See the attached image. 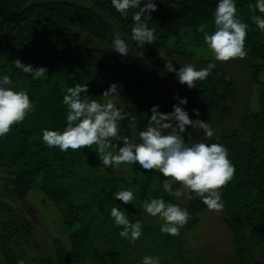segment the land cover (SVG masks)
Wrapping results in <instances>:
<instances>
[{"label":"trees","instance_id":"obj_1","mask_svg":"<svg viewBox=\"0 0 264 264\" xmlns=\"http://www.w3.org/2000/svg\"><path fill=\"white\" fill-rule=\"evenodd\" d=\"M152 2L157 10L151 19H142L155 29L156 39L153 44L139 45L131 39L132 16L138 9L122 16L111 0H0V77L9 75L10 87L26 90L35 106L23 122L0 137V264H22L28 253L23 245L32 247L31 237L39 230L49 236L54 257L52 262L40 259L41 264H140L137 255L145 240L157 244L160 253L155 257L160 264H170V260L189 264L184 258L188 252L185 235L199 224L201 215L211 212L199 197L194 193L191 200L170 196L163 190L168 178L138 164L104 168L96 145L62 152L43 143V129L66 127L63 95L77 83L88 85L90 98L100 102L110 84H122L120 95L110 99L136 116L138 130L146 127L153 106L169 113L179 103L177 95L187 98L183 107L190 119L209 123L214 136L208 139L202 129L189 126L185 139L190 132L192 142L223 145L235 168L231 181L220 190L235 262L264 264V32L250 19L248 5L255 0H235L238 17L249 25L247 56L236 60L249 68L258 110L245 107L239 127L221 135H215L216 131L234 119L239 104V92L226 71L215 67L192 89L167 88L161 78L177 77L166 70L165 63L171 59L177 70L182 64L157 52L191 60L195 58L192 47L207 48L198 26L206 24V32L214 31L218 0ZM255 14L264 15L258 10ZM117 32L129 45L126 57L112 49ZM16 59L48 71L34 80L15 67ZM199 61L210 63L215 58ZM193 109H199V117ZM128 125L127 119L119 122L122 135H132ZM112 142L123 146L122 141ZM179 187L173 183L174 190ZM122 188L133 191L132 203L114 199ZM31 196L42 197L43 205ZM151 198H163L188 210V223L179 235L163 234L149 222L155 217L144 211L142 202ZM43 207L60 218L59 234L53 232ZM112 207L126 211L133 223L141 222L142 235L134 244L120 237L122 229L111 218Z\"/></svg>","mask_w":264,"mask_h":264},{"label":"clouds","instance_id":"obj_2","mask_svg":"<svg viewBox=\"0 0 264 264\" xmlns=\"http://www.w3.org/2000/svg\"><path fill=\"white\" fill-rule=\"evenodd\" d=\"M112 7L122 16L127 17L128 10L138 9L133 16L134 26L131 28V39L139 45L153 44L155 29H150L142 17L151 19V13L157 10L156 3L148 0H111ZM143 5V6H142ZM252 15L251 22L261 32H264V0H255L248 5ZM214 31L206 32L207 25L198 26L203 33V40L214 55L216 61L228 62L234 59H244L247 56L245 40L249 25L238 17L235 0H218L214 11ZM112 49L121 56H128L129 45L117 32L112 41ZM16 68L24 73L31 74L32 79L44 77L48 69L36 68L31 64L25 65L20 59L13 61ZM214 63L197 69L192 63L182 65L177 70L169 59L165 63L168 72L175 73L181 85L189 89L195 88L198 81L205 80L215 69ZM9 75L0 77V137L8 134L13 125L19 124L34 111L35 106L26 90H14ZM123 85L112 83L103 92V102L91 99L88 95V85L75 84L69 87L63 95V104L67 107L66 127L62 131L42 130V141L49 148H59L62 152L69 149L78 151L81 148L97 146L96 152L104 168H119L122 164L139 165L148 171H157L163 177V190L177 199L193 196L199 197L209 211L223 210L220 190L233 178L235 168L228 158L227 149L219 143L192 142L191 133L187 128L202 129L208 139L214 136V130L209 123L202 119L193 121L183 105L188 103L187 98H179L178 104L173 105L169 113L159 111V105L151 108V117L143 130L137 128V118L117 107L110 99L120 95ZM82 93L84 95H82ZM199 117V109H193ZM129 120L128 127L132 135L120 133L119 122ZM112 141H122L123 146ZM173 183L181 187L173 189ZM131 190L122 188L114 193V199L124 204L134 200ZM144 211L151 217H159L163 224L160 231L163 234L177 236L180 230L188 223L189 212L179 204L166 203L163 198H151L142 202ZM111 218L116 226L120 227V237L134 244L142 235L140 221L131 222L126 211L118 207L110 210ZM141 264H160L159 257L144 256Z\"/></svg>","mask_w":264,"mask_h":264},{"label":"rangeland","instance_id":"obj_3","mask_svg":"<svg viewBox=\"0 0 264 264\" xmlns=\"http://www.w3.org/2000/svg\"><path fill=\"white\" fill-rule=\"evenodd\" d=\"M38 1H74L81 3L82 0H38ZM195 53L194 59H188L185 57H172L170 54H166L163 51L158 50L161 55L167 58H173L179 61L182 65L192 63L197 69L205 67L208 63L199 61L201 57L206 59H214V55L207 48H193ZM216 67L223 68L230 80H232L239 92V104L236 106V115L231 122L223 124L215 133V135H221L229 133L239 127L240 119L243 116L245 107H249L252 110H258V103L256 94L253 90L251 83V74L248 66L236 59L228 62L212 61ZM101 81H104L101 79ZM162 84L171 89H181L187 85H181L177 78H161ZM31 200L37 205H43V198L31 196ZM45 201V200H44ZM46 218L52 222L53 232L57 235L60 232V218L56 217L53 210H46ZM35 213V212H34ZM225 214L223 211L214 212L211 211L207 214H203L200 217L199 224L191 232L186 233V249L188 252L184 256L185 259L189 260V264H236L234 259V245L232 242V232L224 223ZM130 219V218H129ZM39 223L42 229H44L43 223L40 219ZM133 222L132 220H130ZM156 228H161L163 221L159 217L151 218L149 221ZM32 247L23 245L28 250L25 259L22 264H41L38 262L40 259H45L52 262L54 260L53 250L49 244V236L43 234L42 230L31 237ZM139 255H137V261L141 264L144 256L155 257L159 252L157 244L145 240L141 249H139ZM183 255V254H182ZM262 256V255H261ZM185 262V261H184ZM170 264H182L176 261L170 260ZM185 264V263H184Z\"/></svg>","mask_w":264,"mask_h":264}]
</instances>
